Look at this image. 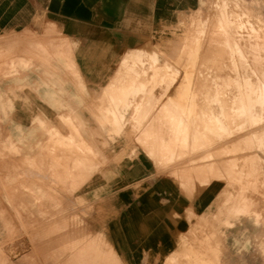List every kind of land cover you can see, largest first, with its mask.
Returning <instances> with one entry per match:
<instances>
[{"label":"rangeland","instance_id":"1","mask_svg":"<svg viewBox=\"0 0 264 264\" xmlns=\"http://www.w3.org/2000/svg\"><path fill=\"white\" fill-rule=\"evenodd\" d=\"M56 38L0 36V264H124L97 227L105 186L127 160L104 159V137L125 121L136 128L126 154L189 162L192 178L203 170L221 184L217 212L193 216L175 251L144 264H247V253L264 264V0H208L174 36L160 20L159 35L126 47L94 87L96 130L71 114L84 101L62 89ZM55 95L46 103L60 114L46 116Z\"/></svg>","mask_w":264,"mask_h":264},{"label":"crops","instance_id":"2","mask_svg":"<svg viewBox=\"0 0 264 264\" xmlns=\"http://www.w3.org/2000/svg\"><path fill=\"white\" fill-rule=\"evenodd\" d=\"M207 2L0 0V36L55 35L57 42L62 43L63 56L55 64L62 89L72 98L84 101L71 114L90 126L84 130H96L89 123L95 110L90 105V96L95 86L108 83L109 69L116 66L126 47L133 46L142 36H158L160 20L166 21L167 35L174 36L176 25L202 11ZM65 62L78 71L86 94L79 93ZM59 99L55 95L45 99L44 104L39 99L44 115L60 114L52 103H46ZM127 112L121 114L125 117L130 114ZM134 125L131 121L123 122L118 136L113 140L104 137L102 145L104 159H127L120 165L117 177L105 186L97 227L124 264H144L149 254L157 258L170 255L178 247V236L187 233L193 216L203 223L217 212L221 190L220 182L208 179L206 171L201 170L192 178L189 162L165 167L141 148L135 154H126L130 133L136 129ZM102 130L110 131L111 126L104 123ZM204 179L207 183L198 191ZM246 258L247 264H256L254 254L247 253Z\"/></svg>","mask_w":264,"mask_h":264},{"label":"bare ground","instance_id":"3","mask_svg":"<svg viewBox=\"0 0 264 264\" xmlns=\"http://www.w3.org/2000/svg\"><path fill=\"white\" fill-rule=\"evenodd\" d=\"M236 60V59H235ZM256 63V62H255ZM198 75V74H197ZM194 76V75H193ZM257 85V84H256ZM184 91V90H183ZM261 91V90H260ZM198 98V97H197ZM225 101V100H224ZM194 111V110H193ZM210 152V151H209ZM209 262H211V261H209ZM214 263V262H213Z\"/></svg>","mask_w":264,"mask_h":264}]
</instances>
